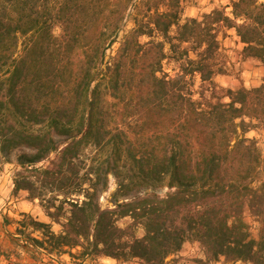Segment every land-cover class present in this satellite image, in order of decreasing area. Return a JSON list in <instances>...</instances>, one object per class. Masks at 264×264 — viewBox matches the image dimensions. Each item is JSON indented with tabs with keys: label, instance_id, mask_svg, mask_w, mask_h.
<instances>
[{
	"label": "trees",
	"instance_id": "1",
	"mask_svg": "<svg viewBox=\"0 0 264 264\" xmlns=\"http://www.w3.org/2000/svg\"><path fill=\"white\" fill-rule=\"evenodd\" d=\"M226 7L184 18L181 0H0V162L18 151L15 190L41 174L58 192L38 197L60 230L24 214L22 246L71 264H167L198 242L209 260L264 264V154L243 137L264 128V81L214 84L226 29L264 66V1Z\"/></svg>",
	"mask_w": 264,
	"mask_h": 264
},
{
	"label": "rangeland",
	"instance_id": "2",
	"mask_svg": "<svg viewBox=\"0 0 264 264\" xmlns=\"http://www.w3.org/2000/svg\"><path fill=\"white\" fill-rule=\"evenodd\" d=\"M213 0H181L183 17H198L200 18L203 14L210 12L209 3ZM230 0H228L229 3ZM264 1V0H263ZM227 3V4H228ZM220 5L218 9L226 7ZM205 8V9H204ZM191 9H193V15L191 14ZM197 9H199L197 11ZM213 10V9H212ZM226 10V9H225ZM230 10V9H229ZM229 10H226L228 12ZM132 24H127V29L131 28ZM227 30V29H226ZM226 33L224 34V36ZM22 39L19 41L18 50H22L21 45ZM141 41H146L145 37L141 38ZM227 43H230V52H223L224 58L229 63L227 64V70L224 74H219L214 78V84L217 87L216 92L218 95H222L221 88L224 89H236L237 87L244 86L246 88H251L258 86L264 81V66H262L256 59H245L242 60L238 57L237 49L233 41L227 38ZM118 46V43H115L109 53L113 52ZM164 70L170 74L174 73V69L177 67V63L175 62H166L164 63ZM193 81V90L196 91L199 87V78L197 75L192 77ZM223 101H226L227 98H221ZM243 137L247 140H253L256 144V147L259 151L264 154V128H254L243 133ZM59 140V138H58ZM18 151L12 152L5 159L0 162V261L3 259L9 260L13 262V264H17L16 258L19 257L16 253L17 251H23L30 249L31 253L29 256L32 258L41 259V249H34L31 247V243L26 246H22L24 241H22L23 237L18 234L16 230L19 226V221L23 219V215H28L31 218L42 221L46 223H51L52 230L58 232L60 230V226L58 223L52 222L49 217L46 216L44 212L43 205L41 203V196L45 200H51L52 197L56 196L58 192L53 191L50 192L48 189H41V174L32 175L31 180L34 183V187L30 190L27 189H19L15 190L14 188V174L17 170L16 164V156ZM54 154H51L49 158H53ZM48 160H45L38 165L47 164ZM261 178H264V175H260ZM116 179L114 176H109V188L106 192L100 195L99 202L105 207L109 206V199L111 193L116 188ZM159 194L163 195L166 193V188H155ZM39 196V197H38ZM57 204L58 200H54ZM21 203L26 204V206L30 207V211H18V208H21ZM54 208L51 207V211ZM245 221L250 225V233L251 236L255 239L258 238V230H257V221L255 218L249 213L248 209H245L244 212ZM120 225H123V222H120ZM26 232H28L31 236L40 238V235L37 231H34L32 227L29 225L26 228ZM191 246L193 250H197L201 248L198 242H186L184 246ZM231 261V260H227ZM169 262V260H168ZM86 264H139L137 260H131L124 263H114L110 259L99 257L95 261H90ZM240 264H246L241 262Z\"/></svg>",
	"mask_w": 264,
	"mask_h": 264
},
{
	"label": "crops",
	"instance_id": "3",
	"mask_svg": "<svg viewBox=\"0 0 264 264\" xmlns=\"http://www.w3.org/2000/svg\"><path fill=\"white\" fill-rule=\"evenodd\" d=\"M228 0H213L211 1L209 5V10L215 9L220 7V5L225 6L227 5ZM205 9V8H204ZM229 7H226V10H229ZM199 9H197L198 11ZM193 9H191V14L193 15ZM226 35L222 36L221 34L219 35V40L221 41V48L223 52H230V46L231 42L227 43V38H229L233 41L235 44L234 47L237 49V54L238 57L241 58L242 60H245L241 57L240 51L243 47V44L238 40V38L235 35V32L233 29H227L225 30ZM249 59V58H246ZM229 62L227 61V64ZM239 88V87H237ZM236 88V89H237ZM230 89V88H229ZM234 90V89H232ZM21 208H18V211H30V207L26 206V204L21 203L20 205ZM75 251V250H73ZM19 257L16 258L17 264H71L73 262V259L68 256L67 254H62V255H54V256H48L46 254H41V259L38 258H31L29 256V253H31V250L28 249L25 252L23 251H17L16 252ZM106 258V257H104ZM113 261L114 263H119L114 259L107 258ZM169 262L167 264H240V261H227L223 257L219 258L218 260H209L208 257L206 256L205 251L202 248H199L197 250H193L191 246H184L174 254L173 256L169 257ZM0 264H13L12 260H6L3 259L0 261Z\"/></svg>",
	"mask_w": 264,
	"mask_h": 264
}]
</instances>
